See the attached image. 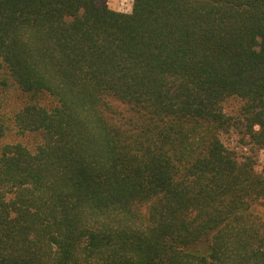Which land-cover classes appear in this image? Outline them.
I'll return each mask as SVG.
<instances>
[{"label":"trees","instance_id":"16d2710c","mask_svg":"<svg viewBox=\"0 0 264 264\" xmlns=\"http://www.w3.org/2000/svg\"><path fill=\"white\" fill-rule=\"evenodd\" d=\"M0 87V264H264V0H0Z\"/></svg>","mask_w":264,"mask_h":264},{"label":"rangeland","instance_id":"374dc122","mask_svg":"<svg viewBox=\"0 0 264 264\" xmlns=\"http://www.w3.org/2000/svg\"><path fill=\"white\" fill-rule=\"evenodd\" d=\"M99 2L105 3V5L113 11L117 12H123V13H129L131 11L132 3L133 0H98ZM3 88L0 87V117L6 116V115H11V112L17 107V103L14 102L12 96L9 93H6L2 90ZM238 108V104L233 101H228L224 105L225 112L227 114H232L234 113ZM6 114V115H4ZM13 139L21 141L23 144H27L26 139H22L20 137H12L10 136L6 141H12ZM225 144L229 148L235 149L237 152H245L243 146L241 145V140L240 136L236 134H232L230 136H225L224 138ZM29 143H32L29 141ZM255 159H256V166L255 170L256 172H261L262 168L264 167V150L257 151L255 154ZM254 210L262 221H264V198L260 200L256 206L254 207Z\"/></svg>","mask_w":264,"mask_h":264}]
</instances>
